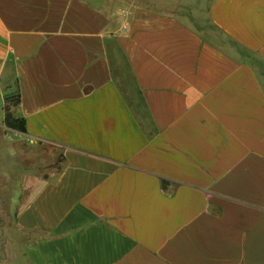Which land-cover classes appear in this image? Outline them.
I'll return each mask as SVG.
<instances>
[{
  "label": "crops",
  "instance_id": "1",
  "mask_svg": "<svg viewBox=\"0 0 264 264\" xmlns=\"http://www.w3.org/2000/svg\"><path fill=\"white\" fill-rule=\"evenodd\" d=\"M0 85L28 264H264V0H0Z\"/></svg>",
  "mask_w": 264,
  "mask_h": 264
},
{
  "label": "rangeland",
  "instance_id": "2",
  "mask_svg": "<svg viewBox=\"0 0 264 264\" xmlns=\"http://www.w3.org/2000/svg\"><path fill=\"white\" fill-rule=\"evenodd\" d=\"M184 15L191 16L190 20L194 24L205 16L196 11ZM23 146L21 166H15L10 170L12 172L0 175V264H28L23 252L30 243L29 236L20 234L14 224L17 203L29 196L30 177H46L51 174L52 168V172L57 173L62 159V152L57 147L30 142Z\"/></svg>",
  "mask_w": 264,
  "mask_h": 264
},
{
  "label": "trees",
  "instance_id": "3",
  "mask_svg": "<svg viewBox=\"0 0 264 264\" xmlns=\"http://www.w3.org/2000/svg\"><path fill=\"white\" fill-rule=\"evenodd\" d=\"M20 105V94L15 90H9L4 96L5 126L7 129L26 134L25 120L13 115L12 110Z\"/></svg>",
  "mask_w": 264,
  "mask_h": 264
}]
</instances>
